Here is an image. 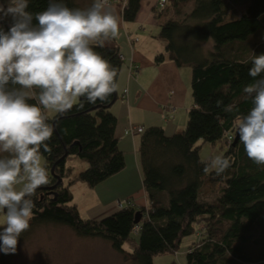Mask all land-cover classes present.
<instances>
[{
	"label": "trees",
	"instance_id": "16d2710c",
	"mask_svg": "<svg viewBox=\"0 0 264 264\" xmlns=\"http://www.w3.org/2000/svg\"><path fill=\"white\" fill-rule=\"evenodd\" d=\"M140 1H126L123 21L134 20ZM63 2L81 8L74 0ZM47 6L48 0H30L29 11ZM172 7L175 18L161 25L158 36L178 67H190L193 103L182 130L166 136L161 127L151 126L140 134L138 155L149 206L121 199L130 204L121 208L116 204L114 214L95 221L83 219L71 203L70 185L81 182L93 188L125 166L114 134L116 118L109 112L117 99L114 93L105 103H85L63 117H49L55 123L47 142L50 152H41L50 182L32 197L30 227L18 242L43 224H58L77 237L108 242L134 264H153L155 256L176 253L184 237L196 234L198 240L188 249L185 264H264V169L247 157L234 124L237 115H246L252 107L243 88L253 82L248 74L253 53H264V0H175ZM239 12L242 15L236 17ZM207 43L210 49L205 48ZM96 51L119 75L122 61L112 40ZM162 60L159 55L155 63ZM229 104L239 111L226 112ZM228 134L234 135L230 144ZM201 142L226 145L223 155L233 158L232 167L221 176L205 174L207 160L198 155ZM70 157L87 163L72 177L65 167ZM65 178L66 186L57 184ZM137 212L141 218L135 234ZM0 264H16L12 253L0 251Z\"/></svg>",
	"mask_w": 264,
	"mask_h": 264
},
{
	"label": "clouds",
	"instance_id": "9594fccd",
	"mask_svg": "<svg viewBox=\"0 0 264 264\" xmlns=\"http://www.w3.org/2000/svg\"><path fill=\"white\" fill-rule=\"evenodd\" d=\"M29 6L30 0L0 2V251L6 254L30 227L32 197L50 182L41 152H50V114L105 103L119 90L117 68L96 51L120 33L109 0H92L86 9L48 0L35 13ZM248 74L253 82L243 94L252 107L234 124L247 157L264 169V53H253ZM224 110L239 111L232 104ZM232 163L230 156H211L203 172L221 176Z\"/></svg>",
	"mask_w": 264,
	"mask_h": 264
},
{
	"label": "crops",
	"instance_id": "0c3cea01",
	"mask_svg": "<svg viewBox=\"0 0 264 264\" xmlns=\"http://www.w3.org/2000/svg\"><path fill=\"white\" fill-rule=\"evenodd\" d=\"M74 1L78 6H81V9H85L92 3V0ZM173 1L175 0H168L163 13L157 16L159 13L154 12L157 0H141L132 23L123 21L124 3L118 1L109 4L110 10L117 16L120 24L119 36L112 42L118 47L119 54L123 57L117 79L119 83V91L116 92L117 99L110 107L109 112L116 118L114 134L118 139V148L123 152L125 160L123 170L109 177V180L117 176H124L128 163L132 161L136 162L138 174L141 176L140 164L137 160L140 134L125 135L126 130L137 126H142L144 130L151 126H158L163 129L166 135H171L176 128H183L186 124V109H190L189 107L193 103L192 99L187 97L190 89V84L187 83L190 79L189 69L186 66L178 67L169 58L166 51L162 52L158 46L150 44V41L147 42V45L150 46L151 50L145 51L141 46L143 42L141 40L138 42L137 37L131 36H135L134 33L137 29H144L146 34L145 30L147 29L145 27L150 29L155 26L151 23L153 21H155L156 28L160 29L166 20L175 18L173 7L169 5ZM139 12L140 17L138 19ZM145 38L147 40L151 36L147 34ZM132 39H137V41L131 45L130 40ZM158 55H163V60L157 64L155 59ZM132 67L137 69L135 76L129 73ZM125 90L127 93L124 100L122 95ZM163 107H170L171 111L167 108L168 111L165 115ZM171 118L173 119L171 120ZM182 125L184 126L182 127ZM85 167L86 164L81 165V170ZM133 200L140 207L147 208L149 206L144 191L141 193L140 200L137 198H133ZM2 227H4V217L0 215V228Z\"/></svg>",
	"mask_w": 264,
	"mask_h": 264
},
{
	"label": "rangeland",
	"instance_id": "374dc122",
	"mask_svg": "<svg viewBox=\"0 0 264 264\" xmlns=\"http://www.w3.org/2000/svg\"><path fill=\"white\" fill-rule=\"evenodd\" d=\"M0 2L2 1L0 0ZM169 5L172 7L173 3L171 2ZM241 15L242 12H239L236 17ZM139 17L140 12L138 19ZM151 23L155 26L150 29L145 27L148 30H145L146 34L144 33V29H137L134 33L135 36H131L133 38L137 37L138 42L141 40L143 42L141 46L147 52L151 50L150 46L147 45L149 41L150 44L158 46L162 52H165V40L159 38L158 35L156 36L160 29L156 28L155 21ZM152 28L153 30L154 28L156 29L153 31L151 30ZM147 34L151 38H147L146 40L145 36ZM205 48L210 49L211 44H205ZM186 68L189 69V78L191 79V69L188 66ZM190 79L187 82L188 84H190ZM187 97L192 99L190 89ZM118 101L120 100L118 99ZM187 110L189 109H186V112ZM54 115L50 114V116ZM180 128H176L174 133L183 129ZM164 134L166 135V133ZM232 138H234V135H232ZM226 147L222 142H216L215 144L201 142L199 143V158L201 160H208L211 156L223 155L227 149ZM137 160L139 163V155ZM42 162L44 163L43 157ZM84 163L87 164L78 157L68 158L65 165L67 169L70 168L69 174H71L69 177L80 172L81 165ZM66 180L67 178L64 181L62 180L64 186L67 185ZM69 191L73 196L71 203L77 206V210L80 211L79 214L83 219L100 221L118 210L116 202L121 201V199L133 197L140 200L141 193L143 192L142 176L138 174L136 162L132 161L128 163L124 176H117L110 180L106 179L93 188L84 183L76 182L69 186ZM0 215L3 216V213H0ZM198 229L199 227H197ZM197 240L196 234L184 237L176 253L155 256L153 264H185V255ZM12 256L13 262L16 264H134L132 260H125L121 255L112 250L108 242L97 238L77 237L70 228L58 224H43L36 228L27 239L18 242L16 251L12 253Z\"/></svg>",
	"mask_w": 264,
	"mask_h": 264
},
{
	"label": "built area",
	"instance_id": "2783aa9c",
	"mask_svg": "<svg viewBox=\"0 0 264 264\" xmlns=\"http://www.w3.org/2000/svg\"><path fill=\"white\" fill-rule=\"evenodd\" d=\"M118 1L119 2H122L124 4L126 2V0H109V4H111V3H117ZM167 3H168V0H157L156 4L154 6V8H155L154 9V12L155 13H158V12L163 11L165 9ZM136 41H137V39L130 40L131 45H132V43H134ZM119 58L122 60V56H119ZM136 73H137L136 67H132L131 68V71H130V74L133 75V76H135ZM126 93H127V91L125 90L124 91V95H126ZM167 108H169V110H170V107H163V112L165 113V115H166V113L168 111ZM142 132H143V128L142 127H136V128L135 127H131L130 129H128V130L125 131V134L126 135H134V134H141ZM232 135L233 134H228V136L226 138V141H227L228 144L232 143V141H233ZM117 204L121 208L123 205L124 206L129 205L130 202H127L126 200H122V201H118ZM138 231H139V226L138 225H135V227L133 229V233L136 234Z\"/></svg>",
	"mask_w": 264,
	"mask_h": 264
},
{
	"label": "water",
	"instance_id": "95a60500",
	"mask_svg": "<svg viewBox=\"0 0 264 264\" xmlns=\"http://www.w3.org/2000/svg\"><path fill=\"white\" fill-rule=\"evenodd\" d=\"M113 101H115V98H114ZM236 141H237V138H235L234 143H235ZM61 182H62V179H58L57 184H59V183H61ZM54 187H55V186H54ZM54 187H50L49 189H53ZM135 215H136V218H135V220H134V223L137 225V224L140 222L141 215H140L139 212H137Z\"/></svg>",
	"mask_w": 264,
	"mask_h": 264
},
{
	"label": "bare ground",
	"instance_id": "6f19581e",
	"mask_svg": "<svg viewBox=\"0 0 264 264\" xmlns=\"http://www.w3.org/2000/svg\"><path fill=\"white\" fill-rule=\"evenodd\" d=\"M122 97H123V99H126V95H124V93H123ZM139 127H142V126H139ZM143 131H144V128H143Z\"/></svg>",
	"mask_w": 264,
	"mask_h": 264
}]
</instances>
